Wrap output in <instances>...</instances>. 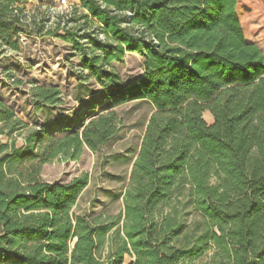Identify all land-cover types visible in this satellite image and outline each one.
Listing matches in <instances>:
<instances>
[{"label": "trees", "instance_id": "obj_1", "mask_svg": "<svg viewBox=\"0 0 264 264\" xmlns=\"http://www.w3.org/2000/svg\"><path fill=\"white\" fill-rule=\"evenodd\" d=\"M43 1L0 0V57L18 53L22 35L42 33L25 5ZM79 5L98 31L71 40L101 98L81 76L75 102L92 113L79 131L63 138L33 131L20 148L0 144V264H264V0ZM125 54L142 58L129 84L108 69ZM59 94L35 87L34 106L53 107ZM129 102L151 113L123 213L74 212L87 174L48 184L41 168L119 139L115 108ZM1 125L7 135L26 127L2 101Z\"/></svg>", "mask_w": 264, "mask_h": 264}, {"label": "rangeland", "instance_id": "obj_2", "mask_svg": "<svg viewBox=\"0 0 264 264\" xmlns=\"http://www.w3.org/2000/svg\"><path fill=\"white\" fill-rule=\"evenodd\" d=\"M26 9L36 22L44 24L42 33L22 35L19 52L7 51L0 57V101L10 106L15 117L26 125L11 135L6 134L4 125L0 126V144H12L15 148L22 147L33 131L55 138L79 131L80 118L88 120L92 113L84 103L75 102L81 76L85 79L84 87L99 92L97 98L102 92L93 78L81 73L80 54L71 40L73 36L78 40L85 33L98 31L97 23L80 8L79 0H64L63 6L56 0H44ZM47 31L54 34L47 35ZM108 69L118 73L124 84H129L141 75L142 58L138 54H125L122 61L111 62ZM35 87L57 89L58 103L37 109L32 98ZM79 91L83 93L84 89ZM115 111L122 121L119 139L110 141L98 152L83 148L77 161L56 158L41 168V180L48 184H67L87 174L88 185L74 212L91 210L92 217L123 213L122 196L151 108L145 103L129 102ZM202 117L207 124L212 123L209 112H204ZM129 261L125 258L124 264Z\"/></svg>", "mask_w": 264, "mask_h": 264}, {"label": "built area", "instance_id": "obj_3", "mask_svg": "<svg viewBox=\"0 0 264 264\" xmlns=\"http://www.w3.org/2000/svg\"><path fill=\"white\" fill-rule=\"evenodd\" d=\"M56 1L60 3V6H63V5H64V0H56ZM96 36H97V39H98V40H100V41H103V40H104L103 35H101V34H96Z\"/></svg>", "mask_w": 264, "mask_h": 264}, {"label": "crops", "instance_id": "obj_4", "mask_svg": "<svg viewBox=\"0 0 264 264\" xmlns=\"http://www.w3.org/2000/svg\"><path fill=\"white\" fill-rule=\"evenodd\" d=\"M35 3H37V2H31V3L26 4L25 6L28 7L29 5H33V4H35ZM88 151H89V150H88Z\"/></svg>", "mask_w": 264, "mask_h": 264}]
</instances>
